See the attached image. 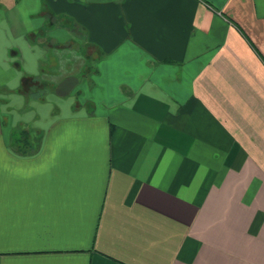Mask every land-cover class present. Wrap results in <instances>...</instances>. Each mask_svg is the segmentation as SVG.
I'll return each mask as SVG.
<instances>
[{"label":"crops","instance_id":"1","mask_svg":"<svg viewBox=\"0 0 264 264\" xmlns=\"http://www.w3.org/2000/svg\"><path fill=\"white\" fill-rule=\"evenodd\" d=\"M22 73L0 264H264V0H0L5 98Z\"/></svg>","mask_w":264,"mask_h":264},{"label":"rangeland","instance_id":"2","mask_svg":"<svg viewBox=\"0 0 264 264\" xmlns=\"http://www.w3.org/2000/svg\"><path fill=\"white\" fill-rule=\"evenodd\" d=\"M77 35V33H75ZM78 45L81 46V51H79L78 49ZM62 50H64V52H60L59 50V55L60 56H65L68 57L67 55H74V57L72 58L71 61L69 60H63L61 65V68H58V63H55L52 66V69H47L48 73H44L42 74L41 78L42 80H52L51 82L57 80L63 73H62V68L65 69V71H67L68 69H70L72 72L73 71H82V69H84L86 71V69L88 68V60L91 59L90 56H92V52L94 51V49L91 47V45L88 44H84L82 43H78V42H74L73 43H63V47ZM55 50H50L48 51V55H49V61L53 60V55L51 52H54ZM58 69V70H57ZM44 70H46V68H44ZM83 70V71H84ZM51 71V73H50ZM84 74V73H83ZM22 76H24V73L20 74L18 77V80L21 81V83H19V85L16 86V88L14 90H12L15 95L13 94L12 91H10V100H9V95L6 97V94L4 93V91L2 90V88H0V114L1 117L4 119L5 123L6 120H8L10 117H12L13 115H34L37 109L43 110V112L45 113L46 110L43 108V105H39L38 102H42L43 101V97H35L37 96V94L41 93L43 94L44 91H40V90H34L33 86H30V90H29V85H27V81L26 78L25 79H20ZM40 76L36 75L34 77L35 80L39 79ZM50 82V81H49ZM25 84V85H24ZM51 85H49L48 87V91L45 92L44 96L52 93V90H50L52 87H50ZM29 90V91H27ZM28 95V96H23L22 94ZM21 94V95H20ZM43 96V95H42ZM78 96V95H76ZM6 99V101H5ZM13 100H15L13 102ZM33 102L35 104H33ZM45 102V100H44ZM54 112H58V108H54ZM33 117H36L35 115ZM16 122V121H14ZM17 123V122H16ZM27 124H29V122H25Z\"/></svg>","mask_w":264,"mask_h":264}]
</instances>
